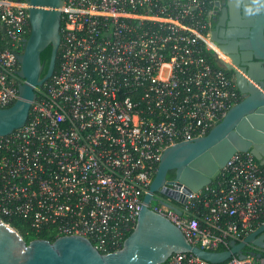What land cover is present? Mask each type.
<instances>
[{
    "label": "built area",
    "instance_id": "1",
    "mask_svg": "<svg viewBox=\"0 0 264 264\" xmlns=\"http://www.w3.org/2000/svg\"><path fill=\"white\" fill-rule=\"evenodd\" d=\"M29 8L0 0V108L15 103L23 83L17 56ZM212 11L213 0H64L59 65L35 90L25 125L0 137V219L119 251L163 151L206 136L239 103L211 39ZM261 167L236 153L215 187L185 204L155 193L149 208L191 245L227 249L264 225ZM244 254L223 264H264V249L248 244ZM162 264L210 263L178 253Z\"/></svg>",
    "mask_w": 264,
    "mask_h": 264
},
{
    "label": "water",
    "instance_id": "2",
    "mask_svg": "<svg viewBox=\"0 0 264 264\" xmlns=\"http://www.w3.org/2000/svg\"><path fill=\"white\" fill-rule=\"evenodd\" d=\"M29 5L30 34L23 51L17 56L23 80L18 99L8 108H0V137L23 127L28 119L35 90L46 83L55 71L60 42L61 9L64 0H24ZM251 37L256 33L259 45L264 41V19L250 23ZM259 45L251 47L252 56L264 62ZM51 47L47 71L42 76L40 55ZM248 48L241 47L242 53ZM243 74L234 82L243 99L230 108L222 120L201 138L178 143L165 149L157 171L144 196L136 228L119 251L101 254L81 237H60L53 242L33 239L27 243L9 224L0 219V264H162L171 255L191 253L210 264H223L236 255L244 258L248 244L264 249V225L241 242H230L223 251H209L191 245L182 232L164 216L149 208L153 194L166 195L182 204L188 195L210 186L220 176L229 159L236 153H248L264 166V88L260 69H253L241 55ZM256 85V86H255ZM173 172V179L167 174ZM181 187V197L169 186ZM176 212L181 215L180 210Z\"/></svg>",
    "mask_w": 264,
    "mask_h": 264
},
{
    "label": "flooded vegetation",
    "instance_id": "3",
    "mask_svg": "<svg viewBox=\"0 0 264 264\" xmlns=\"http://www.w3.org/2000/svg\"><path fill=\"white\" fill-rule=\"evenodd\" d=\"M262 19H264V0H213L210 20L211 39L221 54L222 65L234 80L235 75L238 77L244 75L245 68L242 65L241 55L245 56V60L253 69H260V80L264 88V62L257 61L252 56L251 47L259 45V42L256 33L251 37L249 28L250 23L255 24ZM241 47L248 49L242 53L239 51ZM258 48L264 53V43ZM242 99L240 93L237 100L240 102ZM173 175L172 171L169 172L167 180L171 181Z\"/></svg>",
    "mask_w": 264,
    "mask_h": 264
},
{
    "label": "trees",
    "instance_id": "4",
    "mask_svg": "<svg viewBox=\"0 0 264 264\" xmlns=\"http://www.w3.org/2000/svg\"><path fill=\"white\" fill-rule=\"evenodd\" d=\"M17 1H24V0H17ZM50 54H51V47L49 46L40 55L41 66L43 67L42 76H44L46 71H47L49 59H50ZM58 65H59V57L57 55L55 69H57ZM261 168L264 169V166ZM215 185H216V181L212 184L211 187H215ZM197 209L200 211L205 210V208L203 207L202 204L198 205ZM6 222L9 223V225L12 228L16 229L27 243H29L31 240L37 239V238L38 239L39 238L45 239V240H48L49 242L54 241V239L47 237L45 235H38V236H35L33 234L31 235L28 226H22L20 224V222H17V221H10V222L6 221ZM225 249H226V247H220L217 251H223Z\"/></svg>",
    "mask_w": 264,
    "mask_h": 264
},
{
    "label": "rangeland",
    "instance_id": "5",
    "mask_svg": "<svg viewBox=\"0 0 264 264\" xmlns=\"http://www.w3.org/2000/svg\"><path fill=\"white\" fill-rule=\"evenodd\" d=\"M153 204H155L154 202H153ZM16 230V229H15ZM17 231V230H16ZM18 232V231H17ZM19 233V232H18ZM30 234L32 235V232H30Z\"/></svg>",
    "mask_w": 264,
    "mask_h": 264
}]
</instances>
